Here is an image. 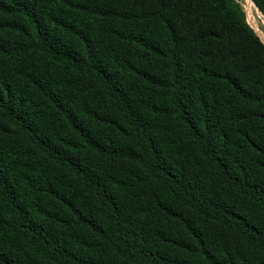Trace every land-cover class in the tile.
<instances>
[{
    "label": "trees",
    "instance_id": "trees-1",
    "mask_svg": "<svg viewBox=\"0 0 264 264\" xmlns=\"http://www.w3.org/2000/svg\"><path fill=\"white\" fill-rule=\"evenodd\" d=\"M0 264H264L234 0H0Z\"/></svg>",
    "mask_w": 264,
    "mask_h": 264
},
{
    "label": "rangeland",
    "instance_id": "rangeland-1",
    "mask_svg": "<svg viewBox=\"0 0 264 264\" xmlns=\"http://www.w3.org/2000/svg\"><path fill=\"white\" fill-rule=\"evenodd\" d=\"M241 8L246 23L264 43V13L253 0H234Z\"/></svg>",
    "mask_w": 264,
    "mask_h": 264
}]
</instances>
